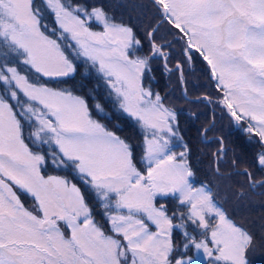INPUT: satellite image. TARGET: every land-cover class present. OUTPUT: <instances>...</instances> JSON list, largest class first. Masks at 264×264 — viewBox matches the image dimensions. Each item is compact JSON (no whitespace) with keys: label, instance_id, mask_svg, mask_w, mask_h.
<instances>
[{"label":"snow or ice","instance_id":"obj_1","mask_svg":"<svg viewBox=\"0 0 264 264\" xmlns=\"http://www.w3.org/2000/svg\"><path fill=\"white\" fill-rule=\"evenodd\" d=\"M161 28L189 65L202 58L217 103L247 125L258 150L251 161L233 151L242 170H222L221 137L198 176L178 110L152 88L157 59L173 73ZM175 71L184 83L183 60ZM125 118L142 143L120 134ZM252 169L264 173V0H0V264H253L264 224L258 237L227 207L264 196ZM233 175L247 188L232 192Z\"/></svg>","mask_w":264,"mask_h":264},{"label":"rangeland","instance_id":"obj_2","mask_svg":"<svg viewBox=\"0 0 264 264\" xmlns=\"http://www.w3.org/2000/svg\"><path fill=\"white\" fill-rule=\"evenodd\" d=\"M37 1V3H40ZM65 2H70V0H65ZM106 3H109L110 5L115 4H122V5H130V4H143L146 1L145 0H105ZM112 11L115 13L117 19L123 18L125 21H128L131 17L132 21H135L137 19L138 13L131 10L127 7H113ZM48 12V11H47ZM50 16V19L52 20L51 26L54 24V17L50 12L47 13ZM46 22V20H44ZM142 28L140 29V31ZM169 38V35H166L165 29L161 28L160 32L157 33V40L160 43H165L167 39ZM182 60L184 61V83H181L180 73L173 70V73H165L163 72V78L158 79L157 83L161 90L167 89L165 93L166 103L173 107L174 109L178 110L180 113L189 114L192 115L193 118L196 116L204 115L206 111H209V116H211V108L215 109V103L217 101V98L219 95L214 94L210 89V83L208 79L205 77L202 70L197 66L198 63L193 61L190 65L187 63L186 58L183 56ZM181 61V59L179 60ZM157 64L154 63L153 66H156ZM161 93V92H160ZM218 93V92H217ZM161 95L164 96L163 93ZM205 96L211 97V102L208 100L203 99ZM188 100H186V99ZM189 99H197L195 101H189ZM209 103L207 106L206 103ZM222 110L220 112L217 109L216 114H214L213 122L216 125L212 127V129L208 130L206 134L204 133V130L201 131L199 134L197 133V140L198 144L200 146V151L202 152L203 156H206L208 159L213 157V153H215L214 150L216 145L213 146L211 144L212 139L216 140V138H223L225 146L233 147L231 144L232 142H235L236 140L231 137V134H236L239 138V131L238 128L241 130L242 133L245 134V137H250V134L245 132L243 128H246L247 125L244 124L243 127L238 126L236 122L232 119V117L227 113L226 109H223L222 106H219ZM212 125V124H211ZM181 133L189 145L190 143L185 138L187 130L182 129ZM199 138V139H198ZM255 138H253L254 140ZM227 143V144H226ZM229 143V144H228ZM231 144V145H230ZM252 145L256 146L254 143H251ZM192 157H195L193 159V165L197 168H201L205 175L208 176L209 169L211 167V164L208 160H205L204 163H201L198 158H196V145L195 143L192 144ZM218 149V148H217ZM180 149L177 148L176 151H179ZM257 147L249 148V154L248 155H238L242 160L245 161H251L257 152ZM228 152V151H227ZM208 161V162H207ZM227 161V158H226ZM221 168L224 171V173H227L229 171H238V169H233L230 165V162H224L221 164ZM254 174L256 175V179L260 180L261 178H264V173L257 172L255 169H252ZM200 177L201 175L198 174ZM210 178V177H209ZM203 179V178H201ZM226 183L232 185V192H237L240 189L236 187L237 185H243L244 188H247V182H244L242 180V177H234L232 176L231 180L226 181ZM221 195H223V190L221 192ZM227 207L229 209V214L233 220H239L243 221L244 223H247L250 227L253 228V230L257 233V236L259 237V226L257 225L260 222V225L263 224V213H264V196L256 195L253 193H246V198L244 200H237L234 197L230 198L229 203L227 204ZM256 207L260 208V214L256 216L253 215L254 209ZM264 253V252H263ZM258 252L252 253V258L256 261V264H264L262 259L258 257ZM204 264H207V260H205Z\"/></svg>","mask_w":264,"mask_h":264},{"label":"trees","instance_id":"obj_3","mask_svg":"<svg viewBox=\"0 0 264 264\" xmlns=\"http://www.w3.org/2000/svg\"><path fill=\"white\" fill-rule=\"evenodd\" d=\"M37 1L39 2V0H37ZM47 13L48 12L45 9V19L44 20H46V22L43 21V23L47 24L49 26V28H51L52 20L50 19V16ZM147 22H148V19L145 18V23H147ZM173 31H176V30H173ZM140 33H141V36H142L143 35V29L140 31ZM166 42H172V47H171V50H170L171 58H170V61H169V67L173 69V68H175V64L177 62H179L180 59L182 60L183 55H182L181 49L184 47V44H183V41L178 40V39L174 38L173 36H169V38L167 39V41H165V43ZM145 51H147V48H145ZM194 59L198 63L197 66L202 70V72H205L204 75H205V77L208 79V81L210 83L209 86H210L211 91L214 94H216V95L218 94L219 95V93H217V91L212 86V81L210 79V75H209V72H208V69H207L206 65L202 62V60L199 58V56L197 54H194ZM154 63H156L157 65L153 66V68L155 69V71H154L155 79L152 80V88H153L154 91L161 92L165 96V93H166L167 89L161 90L159 85H158V83H157L158 79L162 80L163 72L165 71L164 68H163V65H162V61L157 59ZM90 87H96L95 82H93V84L90 85ZM98 96H99L100 99H103L106 96L103 84H101L99 86ZM186 100H188V99H186ZM206 105L208 106L209 103L207 102ZM219 106L220 105L216 101V103H215V107L216 108L215 109L211 108V111H210L212 113L211 116H209V111H206V113L204 115L200 114L199 116H196L194 118H193L192 115L184 114L183 112L182 113L178 112L179 113V117H180V123H179L180 131L182 129L187 130L185 138L188 140V142L190 143L189 145L191 147H192V144L195 143V145H196V148H195L196 149V158H198V160H200L201 163H204L205 160H208L209 163L211 164V166H212L213 157L210 156V158L208 159L206 156H203L202 152L200 151V146L198 144L197 133L199 134L201 131H203L205 129H207V131H208V130L212 129V127L214 125L217 124L216 121H215V123L213 122V117H214V114L218 113L217 109L220 112H222L221 111L222 109ZM114 123H115V121H114ZM120 128L122 129L121 132H120V134L122 136L131 137L133 139V142H135V143H138V144L142 143V140L140 138V130L134 126V122L133 121L125 118L124 121L120 122ZM238 131H239L238 134H239L240 138L234 133L231 134V137L236 140L235 142L231 143L233 145V147L232 146L231 147L226 146L227 151H228L227 152L228 153L227 154V162H231L234 150H235L237 155H245V154L248 155L249 154V152H248L249 148L256 147V146L252 145L251 143H249L248 137L246 138L245 134L242 133L239 128H238ZM211 144L213 146L216 145L214 150L217 151L218 150L217 148H219V138H216V140L212 139ZM216 151H214V152H216ZM193 159H195V157H193ZM192 162H193V160H192ZM230 165H231V163H230ZM197 169H198V174L201 175L200 178L204 179L205 176H206L205 172L201 168L200 169L197 168ZM240 170H242V169H238V171H240ZM229 172H234V171L232 170V171H229ZM229 172H227V173H229ZM227 173H225V174H227ZM47 174H56V172L50 170ZM233 176L239 178V176H235V175H233ZM242 180L244 182H247L244 178H242ZM21 198H22V200L24 201V203H25V205L27 207H31V203L32 202H31V198L30 197H27L26 195L21 194ZM254 214L256 216H258L260 214V208L259 207H256L254 209L253 215ZM236 222L244 223L243 221H239V220H236ZM262 223L264 224V213H263ZM257 225L260 226V222ZM258 253H259L258 257H260L262 259V261L264 262V253L263 252H259V251H258ZM250 258L252 259L253 264H256V261L252 258V253H250Z\"/></svg>","mask_w":264,"mask_h":264},{"label":"water","instance_id":"obj_4","mask_svg":"<svg viewBox=\"0 0 264 264\" xmlns=\"http://www.w3.org/2000/svg\"><path fill=\"white\" fill-rule=\"evenodd\" d=\"M189 100H191V101H195V100H197V99H189Z\"/></svg>","mask_w":264,"mask_h":264}]
</instances>
